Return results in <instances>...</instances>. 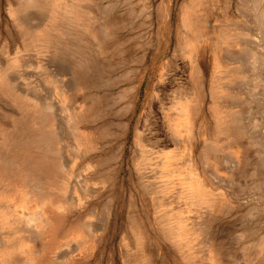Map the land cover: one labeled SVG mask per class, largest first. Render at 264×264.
Segmentation results:
<instances>
[{
  "label": "rangeland",
  "instance_id": "1",
  "mask_svg": "<svg viewBox=\"0 0 264 264\" xmlns=\"http://www.w3.org/2000/svg\"><path fill=\"white\" fill-rule=\"evenodd\" d=\"M22 1L0 0V247L32 210L15 190L46 181L42 243L64 264H207L210 241L246 264L264 239V0ZM26 146L63 171L53 156L20 168Z\"/></svg>",
  "mask_w": 264,
  "mask_h": 264
},
{
  "label": "bare ground",
  "instance_id": "2",
  "mask_svg": "<svg viewBox=\"0 0 264 264\" xmlns=\"http://www.w3.org/2000/svg\"><path fill=\"white\" fill-rule=\"evenodd\" d=\"M24 1V3H23V5H24V7L26 6H31V5H33V4H35V0H23ZM22 1V2H23ZM256 1H258V0H256ZM253 3H255V2H253ZM25 7V8H26ZM262 11H263V9H262ZM264 15V14H263ZM261 20V19H260ZM262 36V35H261ZM248 58V57H247ZM254 65V64H253ZM219 76V75H218ZM230 76V75H229ZM236 78H239V77H236ZM244 79V78H243ZM5 80V79H4ZM238 80V79H237ZM6 81V80H5ZM2 82L1 84L2 85H4V84H6V82ZM230 81V80H229ZM234 81V80H233ZM0 82H1V80H0ZM4 83V84H3ZM228 83V82H227ZM231 84V83H230ZM7 86H9V85H7ZM3 87V86H2ZM5 87V86H4ZM227 91V90H226ZM41 101V100H40ZM42 105V104H41ZM45 108V107H44ZM41 110V109H40ZM238 111V110H237ZM236 111V112H237ZM236 112H234V113H236ZM233 113V112H232ZM238 115V114H237ZM238 117H239V115H238ZM241 117V116H240ZM231 119L233 120V121H235L234 119H237V117H236V114L235 115H232V117H231ZM238 119H240V118H238ZM237 119V120H238ZM230 121V120H229ZM232 122V121H231ZM236 123V122H235ZM237 123H239V120L237 121ZM238 125V124H237ZM239 126V125H238ZM235 128L234 127H231V132H233V133H231L230 132V134H233V136H232V141H237L238 140V142L240 141L239 140V135H241V129H239V127H238V129L236 128L235 130H234ZM229 130V131H230ZM234 130V131H233ZM6 131V130H5ZM229 134V133H228ZM229 136V135H228ZM231 141V142H232ZM234 142V143H235ZM239 144H240V142H239ZM242 144V143H241ZM234 146H235V144H234ZM240 145H238V147H239ZM11 147V146H10ZM239 148H242V147H239ZM7 149H9L8 151L5 149V151H7V152H9L11 149L10 148H7ZM243 149V148H242ZM23 160H25V161H23L22 159H21V157L19 158V159H21L22 161H23V163L25 164V165H20V168H23L22 166H26V164L27 165H29V164H31L32 163V157L33 156H37L38 157V159L41 161V162H43V163H45V159L49 156H53L54 157V162H53V164H54V168H55V170H57V171H60V172H62L63 171V168L65 167L64 165H63V167H62V164H61V159H60V156H59V154L55 151H53V150H49V153H46L45 151H44V153L43 152H41V153H37L36 152V148L35 149H30V148H28V146H26V150H24L23 149ZM50 151H53V152H50ZM11 152V151H10ZM62 154V153H61ZM235 154V153H234ZM19 155V154H18ZM22 155V154H21ZM236 155V154H235ZM238 155H240V154H238ZM238 157V156H237ZM14 160H15V158H13ZM18 159V158H17ZM238 160H239V158H238ZM17 161V160H16ZM20 163H21V161H19ZM207 162V161H206ZM29 163V164H28ZM243 163V162H242ZM15 165H16V163H14ZM207 164H208V162H207ZM17 166V165H16ZM14 167V166H13ZM18 167V166H17ZM27 167V169H28V167L29 166H26ZM242 167H243V165H242ZM30 168V167H29ZM252 168H253V166H252ZM15 170H16V168H14ZM43 169V168H42ZM247 169V168H246ZM21 170V169H20ZM19 170V171H20ZM26 170V169H25ZM214 170V169H213ZM44 171V170H43ZM21 172H23V170L21 171ZM26 174H27V172H26ZM250 174V173H249ZM243 176V175H242ZM29 178V177H28ZM30 178H32V177H30ZM46 178V177H45ZM23 179V178H22ZM29 180V179H28ZM27 180V181H28ZM26 182V181H25ZM24 182V183H25ZM28 183V182H27ZM26 183V184H27ZM37 184H38V182H37ZM31 185V184H30ZM28 187V186H27ZM38 187V186H37ZM36 190V189H35ZM16 192H15V194L14 195H12V197H17L18 198V203H19V205H28L30 208L32 207V210H30L29 211V213L27 214V216H26V218H24L23 220H19L20 221V223L22 224V226H21V228H19V230H18V234H17V236L16 237H14L12 240L11 239H9V237H11V236H9L8 238L6 237V239H7V244L6 245H9V247L8 248H6L5 246H4V248H1V249H5V255L7 256L6 257V260H3L2 261V263H0V264H57V263H59V261H60V264H64L65 263V258H64V256H62V257H60V258H58V257H54V256H49V255H47L46 253H48V252H46L45 253V250H46V248H47V243L46 244H43L42 243V235L45 233V232H47L49 229H51V227H52V220H53V216H54V213H55V209L50 205V197L51 196H56V197H58L59 196V189H57V188H55V187H52L51 188V190H50V188L48 187V184H47V182L45 181V183L42 185V187L39 189V191H37V192H33V193H30V192H28V190H23L22 189V191L24 192V193H20V192H18V189L17 190H15ZM6 195H9V194H7L6 193ZM164 202V201H163ZM184 203V202H183ZM164 204V203H163ZM164 207V206H163ZM183 207V206H182ZM167 208V207H166ZM164 209H165V207H164ZM168 209V208H167ZM167 209H165V210H163V212L164 211H167ZM170 210V209H169ZM168 212V211H167ZM182 212H183V210H182ZM165 213V216H166V212H164ZM168 214L169 215H167L166 217L167 218H169V220H167L165 217V219H164V221H162V220H160L161 221V225H162V227H163V229H167L169 232H170V236H168V237H174L173 235H172V231H174V230H172V228H174L175 230H177L178 231V226H177V224H175V223H173V226H172V228H171V225H170V223H171V221H172V219H173V217L175 216V214H173L172 216H171V213H169L168 212ZM171 216V217H170ZM166 220V221H165ZM157 222V221H156ZM166 222V223H165ZM136 223V222H135ZM84 224V223H83ZM138 225V224H137ZM140 225V224H139ZM54 226V225H53ZM141 226V225H140ZM187 226H189L188 228H187V233L188 234H191V236H192V242L194 243V244H196L195 243V240L197 241V237H198V235H195L194 234V232H193V230H196V227L193 229V230H191V226L192 225H190V221H189V225H187ZM19 227V226H18ZM137 227V230H138V232H140V228H139V226H136ZM86 228V229H85ZM84 229H82V227H79V228H74V229H70V230H68V231H66V232H64L63 234L64 235H66L67 236V239H68V241L67 242H71L72 243V245H73V247H74V250L72 251V254H75L76 252H78V254H79V251H80V248H81V246H83V242H84V240H85V238L87 237L86 235V233L87 232H85V231H92V230H89V227H85ZM198 228V227H197ZM28 231H32V232H34V236H35V238L34 237H32V238H34V239H32V238H28V236L26 235L27 233H28ZM85 233H84V232ZM94 231V230H93ZM177 231H174V234H176V232ZM196 231H198V230H196ZM30 232H29V235H30ZM60 232V228H54V230L52 229V233H54V235L55 236H57V234ZM137 232V231H136ZM166 231H164V234H166L165 233ZM61 233V232H60ZM197 233V232H196ZM62 234V235H63ZM86 234V235H85ZM91 234V233H90ZM144 234V233H143ZM143 234H141V235H143ZM168 234V233H167ZM166 234V235H167ZM9 235V234H8ZM165 235V236H166ZM32 236V235H31ZM5 238V237H4ZM63 238H65V237H63ZM167 238V237H166ZM143 239V238H142ZM170 240H172V238H169ZM10 240V241H9ZM57 240V239H56ZM168 240V239H167ZM174 240V239H173ZM172 240V241H173ZM33 242L34 244L33 245H30L29 243L30 242ZM44 241H45V239H44ZM57 241H59V240H57ZM199 241V240H198ZM4 242V241H3ZM62 242V241H61ZM86 242V241H85ZM168 242H169V240H168ZM216 242H217V240H216ZM65 243V242H64ZM64 243H62L59 247H62V246H65L66 244H64ZM145 243V242H144ZM170 243V242H169ZM171 243H173V242H171ZM173 245L174 244H172L171 246H172V248H173ZM30 246L32 247V248H30ZM55 246V245H54ZM190 247H188V248H190L191 250H193L192 249V246L191 245H189ZM37 247V248H36ZM252 247V246H251ZM175 248V247H174ZM246 248H248V247H246ZM31 249H33L34 251V253L33 252H31ZM51 249L52 250H54L52 247H51ZM73 249V248H72ZM71 249V250H72ZM86 249V248H85ZM7 250H8V252H7ZM91 250V249H90ZM140 250V249H139ZM138 250V251H139ZM176 250V249H175ZM246 251H247V249H245ZM2 251V250H1ZM4 251V250H3ZM2 251V252H3ZM86 251V250H85ZM140 251H143L142 249L140 250ZM195 251V250H194ZM200 251V250H199ZM199 251L197 250V252L199 253ZM134 251H132L131 253H133ZM192 252V251H191ZM197 252H194V253H197ZM8 253V254H7ZM139 253V252H138ZM187 252L186 251H184V257L181 259L182 260V264H190V262H189V257H185V254H186ZM2 254V253H1ZM71 254V253H70ZM81 255V254H80ZM134 255V254H133ZM198 255V254H197ZM205 257H206V262L205 263H207V264H223V262H224V260H226L225 258V255H224V252H223V248L221 249L217 244H215V241H210V243H208L207 244V249H205ZM152 255H146L144 252H140V254L138 255V254H136L135 253V257H134V264H152V263H147V262H145L144 260H146V261H150L151 260V257ZM80 257V256H79ZM132 258H133V256H131ZM63 258V259H62ZM69 258V257H68ZM197 258V257H196ZM196 258H195V261H196ZM148 259V260H147ZM262 260V262L264 261V239L258 244H256L252 249H250V251L247 253V255L243 258V261H244V263H246V264H252L253 262H255V261H259V260ZM131 261H132V259H131ZM130 261V262H131ZM194 262V261H193ZM130 264V263H129ZM199 264V263H198ZM259 264V263H258Z\"/></svg>",
  "mask_w": 264,
  "mask_h": 264
}]
</instances>
